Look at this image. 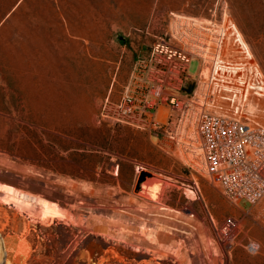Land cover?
<instances>
[{
  "label": "rangeland",
  "instance_id": "1",
  "mask_svg": "<svg viewBox=\"0 0 264 264\" xmlns=\"http://www.w3.org/2000/svg\"><path fill=\"white\" fill-rule=\"evenodd\" d=\"M179 2L182 6L173 9ZM165 4L164 10L156 8L145 27L133 31L134 37H126L128 47L136 48L133 63L166 36L173 12L198 20L225 19L244 47L238 70L219 69L221 78L213 87L216 108L234 115L244 106L264 122V0ZM199 69L195 58L189 77L195 78ZM230 77L234 80L228 81ZM196 82L191 80L189 89ZM105 83L108 80H87V102L71 104L63 115L40 109L0 112V187L31 194L29 201L38 206L30 216L0 199V264L264 263V252L249 253L239 240L230 246L221 237L223 220L243 212L201 170L188 167L184 158L164 154L143 130L99 123L105 97L97 96ZM140 165L177 185L167 186L161 200L136 193ZM195 179L201 189L196 196L186 190L194 187ZM43 201L62 211L45 215ZM165 209L179 215L171 216ZM143 222L147 234L140 228ZM161 222L165 227L160 229ZM245 223L248 234H264V225L252 217Z\"/></svg>",
  "mask_w": 264,
  "mask_h": 264
},
{
  "label": "built area",
  "instance_id": "2",
  "mask_svg": "<svg viewBox=\"0 0 264 264\" xmlns=\"http://www.w3.org/2000/svg\"><path fill=\"white\" fill-rule=\"evenodd\" d=\"M235 34L225 19L198 20L173 12L166 36L153 42L121 88L102 100L98 121L143 130L164 154L201 170L243 212L223 220L221 237L230 246L239 240L249 253L261 254L264 242L244 228L246 217L264 225V122L244 106L234 115L218 111L213 90L220 67L238 70L242 64L244 46ZM195 58L200 69L191 79ZM191 80L197 84L189 89ZM192 188L201 190L197 179Z\"/></svg>",
  "mask_w": 264,
  "mask_h": 264
},
{
  "label": "crops",
  "instance_id": "3",
  "mask_svg": "<svg viewBox=\"0 0 264 264\" xmlns=\"http://www.w3.org/2000/svg\"><path fill=\"white\" fill-rule=\"evenodd\" d=\"M165 1L0 0V112L63 115L87 102V80H108L99 99L120 89L136 50L126 37L157 7L166 9ZM257 237L264 242V234Z\"/></svg>",
  "mask_w": 264,
  "mask_h": 264
},
{
  "label": "bare ground",
  "instance_id": "4",
  "mask_svg": "<svg viewBox=\"0 0 264 264\" xmlns=\"http://www.w3.org/2000/svg\"><path fill=\"white\" fill-rule=\"evenodd\" d=\"M166 178V177H165ZM170 179H171V177H170ZM177 181V180H176ZM1 186H3V185H1ZM5 186V185H4ZM1 188H3L4 189V187H0V189ZM14 189V188H13ZM11 187H7V188H5L4 190H6V193L8 192H11L12 194H11V197H10V195H9V197L8 196H6L7 194L6 193H4V194H2L1 193V190H0V199H5V200H8L9 202H13L14 204H15V206L17 205L18 207H20V209H23V210H26L29 214H30V216L31 215H33L34 214V212L36 211V210H38V206L35 204V203H32V202H30L29 200H31V197L30 196H32L31 194H19L18 193V191H14ZM16 190V189H15ZM186 190L187 191H189L190 193H193L195 196H196V191L194 190V189H192V188H190V187H186ZM3 192V191H2ZM22 192V191H21ZM100 193V192H99ZM36 199V198H35ZM3 200H1V201H3ZM32 200H33V198H32ZM36 200H38V199H36ZM40 200V199H39ZM7 201V202H8ZM48 201V200H47ZM38 202V201H37ZM39 202H41V201H39ZM12 203V204H13ZM10 204V203H9ZM42 204H44L45 205V211H46V213H45V215H50V216H55L57 213H60V211H62V210H60L59 211V207H56V206H54L52 203H48V202H45V201H43L42 202ZM13 207H14V205H13ZM44 209V208H43ZM165 212L167 213V214H169V215H171V216H178L179 215V213L178 212H173V211H171V210H169V209H165ZM62 214V213H61ZM162 216V215H161ZM168 216V215H167ZM168 218V217H167ZM51 220H52V218H51ZM158 220V219H157ZM160 220V219H159ZM165 220V219H164ZM163 220V221H164ZM167 222V221H166ZM162 223H164V222H161V223H157V226L161 229V228H164L165 227V225H163ZM165 224V223H164ZM147 225L146 224H144V222L140 225V228H141V230L143 231V233L144 234H147V230H146V227ZM167 230V229H166ZM169 231H170V229H169ZM25 237V236H24ZM148 237V236H147ZM154 238V239H153ZM152 238V241H154V242H156L157 241V238L156 237H153ZM138 246V245H137ZM154 251V250H153ZM202 262H203V260H202ZM117 264H125L124 262H120V263H117Z\"/></svg>",
  "mask_w": 264,
  "mask_h": 264
},
{
  "label": "water",
  "instance_id": "5",
  "mask_svg": "<svg viewBox=\"0 0 264 264\" xmlns=\"http://www.w3.org/2000/svg\"><path fill=\"white\" fill-rule=\"evenodd\" d=\"M169 185L177 184L174 181L163 177L159 173L142 168L140 170L134 190L136 193L146 197L155 200H161L166 187Z\"/></svg>",
  "mask_w": 264,
  "mask_h": 264
}]
</instances>
